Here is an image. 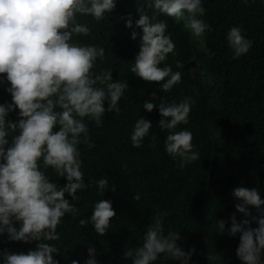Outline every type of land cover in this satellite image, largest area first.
Here are the masks:
<instances>
[{"label":"clouds","instance_id":"obj_1","mask_svg":"<svg viewBox=\"0 0 264 264\" xmlns=\"http://www.w3.org/2000/svg\"><path fill=\"white\" fill-rule=\"evenodd\" d=\"M138 4L139 19L133 23L129 15L125 24L132 30L131 39L140 41L130 71L146 82L160 83V91L170 93L182 82L183 73L165 63L169 54L175 55V43L168 23L159 17L180 20L187 14L191 17L189 27L202 38L211 30L204 19V0H138ZM116 6L117 0H0V85H8L6 91L12 98L11 103L0 104V237L7 235L10 242L25 244L38 242L36 249L26 254L7 249L0 252L2 264H59L54 256L60 255V249L51 242L61 240L57 228L66 215H79L75 203L65 195L76 202L80 199L77 193L93 184L103 196L115 191L107 178L85 183L81 145L95 147L89 123L101 127L106 112L119 113V102L129 85L127 80L114 81L111 69L96 70L97 61L105 58L102 46L75 38L91 34L89 25L78 22V17H91L99 23ZM226 40L234 59L249 53L253 44L239 26L229 29ZM198 50L211 56L204 39ZM183 67L176 62L177 69ZM194 104L193 97L167 103L153 94L142 105L148 113L158 108L161 119L157 127L167 132L164 149L181 168L200 159L193 134L177 130L188 124ZM17 109L18 119H8ZM152 127L151 121L138 118L130 134L132 146L140 148ZM152 138H156L154 134ZM49 169L67 183L61 187L53 182ZM232 195L238 202L227 235H239L236 255L241 264H264V199L257 188L238 186ZM134 199L139 201L140 196ZM252 209L257 215H252ZM237 213L244 217L240 222ZM169 215L157 211L143 234L142 245L129 248L124 258L131 264H157L161 259L190 264L196 250L185 251L178 245V231L165 230ZM113 218L112 202L101 199L79 225L91 224L99 236H105ZM226 223L223 219L216 222L218 235L225 234ZM253 223L257 227L253 228ZM95 256V248L90 247L84 264H98Z\"/></svg>","mask_w":264,"mask_h":264},{"label":"trees","instance_id":"obj_2","mask_svg":"<svg viewBox=\"0 0 264 264\" xmlns=\"http://www.w3.org/2000/svg\"><path fill=\"white\" fill-rule=\"evenodd\" d=\"M138 7V0H117L115 10L99 23L91 17H78V22L89 25L91 34L75 39L105 49L104 61H97L96 70L111 69L113 80H127L129 89L119 102V113L106 112L101 127L89 123L95 147L81 145L85 183L107 178L115 191L103 196L93 184L77 193L80 199L76 202L65 195L75 203L79 215H66L58 226L61 240L51 243L59 247L60 255L54 259L59 264H72L73 260L84 264L92 247L98 264H131L124 252L142 245L143 234L157 211H168L165 230L178 231V245L185 251L196 250L190 264H241L236 255L239 235H227L238 202L232 192L238 186L257 188L264 199V0H204V19L211 30L202 38L189 27L191 17L187 14L180 20L160 16L168 23L175 43V55L169 54L165 63L183 73L182 82L170 93L161 92L160 83L146 82L130 71L140 41L131 39L132 30L125 24L129 15L133 23L139 19ZM235 26L253 42L249 53L239 59L233 58L226 40V33ZM201 39L206 40L211 56L198 50ZM177 61L184 65L182 69L176 68ZM7 86L0 85V104L12 102ZM153 94L167 103H179L184 97L195 100L188 124L177 130L193 134V144L200 153L196 162L181 168L166 153L167 132L157 127L161 119L158 108L148 113L142 107ZM18 111L10 113L8 119L16 121ZM138 118L151 121L153 127L143 145L135 148L130 134ZM48 174L61 187L67 183L50 169ZM137 195L139 201L134 199ZM101 199L110 200L116 212L105 236H99L91 224L79 225L80 219L92 215L94 204ZM251 211L257 215L255 209ZM222 219L228 223L225 234L218 235L216 222ZM236 219L240 222L244 217L237 213ZM251 226L257 227L254 223ZM37 244L10 242L5 235L0 237V252L7 249L26 254ZM157 264L178 262L161 259Z\"/></svg>","mask_w":264,"mask_h":264}]
</instances>
